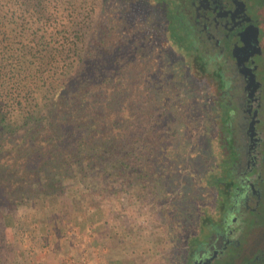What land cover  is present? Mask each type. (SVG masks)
Returning a JSON list of instances; mask_svg holds the SVG:
<instances>
[{"label": "trees", "instance_id": "16d2710c", "mask_svg": "<svg viewBox=\"0 0 264 264\" xmlns=\"http://www.w3.org/2000/svg\"><path fill=\"white\" fill-rule=\"evenodd\" d=\"M107 1L0 0V221L11 226L21 205L55 214L71 191L133 186L161 205L173 264H188L212 230L218 180L231 185L213 54L188 0H111L124 19L89 33ZM188 118L202 141L185 155L177 125Z\"/></svg>", "mask_w": 264, "mask_h": 264}, {"label": "flooded vegetation", "instance_id": "af4514ba", "mask_svg": "<svg viewBox=\"0 0 264 264\" xmlns=\"http://www.w3.org/2000/svg\"><path fill=\"white\" fill-rule=\"evenodd\" d=\"M188 3L199 44L213 54L218 141H225L218 154H228L231 182L218 180L212 230L188 264H264V0Z\"/></svg>", "mask_w": 264, "mask_h": 264}, {"label": "rangeland", "instance_id": "374dc122", "mask_svg": "<svg viewBox=\"0 0 264 264\" xmlns=\"http://www.w3.org/2000/svg\"><path fill=\"white\" fill-rule=\"evenodd\" d=\"M123 16L111 0L97 5L89 33L100 22L121 23ZM202 81L199 86L206 90L207 81ZM194 118L177 125L185 155L202 141V122ZM209 133L212 136V130ZM160 206L144 201L136 187L126 185L106 197L71 191L59 201L55 214L45 203L21 205L11 226L4 228L0 221V264H173L176 251L165 234Z\"/></svg>", "mask_w": 264, "mask_h": 264}]
</instances>
